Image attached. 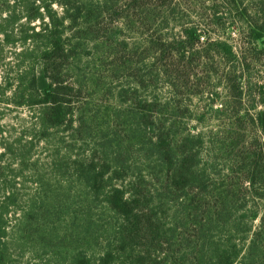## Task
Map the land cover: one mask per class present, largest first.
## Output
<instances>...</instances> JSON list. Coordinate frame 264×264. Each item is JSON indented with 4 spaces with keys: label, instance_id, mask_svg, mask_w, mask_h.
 Here are the masks:
<instances>
[{
    "label": "trees",
    "instance_id": "1",
    "mask_svg": "<svg viewBox=\"0 0 264 264\" xmlns=\"http://www.w3.org/2000/svg\"><path fill=\"white\" fill-rule=\"evenodd\" d=\"M137 1L142 7L148 4V0ZM220 1L228 7L236 5L237 10L240 5L237 0ZM0 2L7 6L0 10L6 12L0 17L2 32L19 13L8 9V0ZM57 2L23 3L27 24L41 22L39 29L30 26L25 38L34 45L28 55L39 65L27 87L28 102L41 105L43 131L71 128L81 138L88 126L84 120L87 111L72 108L75 87L62 74L64 64L73 59L83 40L92 36L100 44L97 19L85 3L83 11L77 8L59 17L52 7ZM258 11L256 16L264 18V0H259ZM217 14L211 19L199 17L195 27L180 25V37L147 49L153 54L151 67L172 80L170 90L174 92L167 101L139 96V83L143 85L139 69L114 62L115 70L130 73L137 82L119 92L125 109L105 126L102 165L76 159L67 167L71 175L61 165L57 170L63 180H57L53 188L46 187L38 203L22 213L18 222L22 238L33 239L43 250L59 256L68 254L70 264H264V110L250 117L251 132L231 123L208 135H184L171 120L183 87L181 75L191 77L182 65L187 51L200 42L199 27L211 32L225 24ZM166 17L160 22L168 25ZM231 17L230 24L234 22ZM247 17V41L240 51L247 44L264 61V20L259 24ZM65 22L77 27L74 44L65 37ZM153 22L159 20L155 17ZM214 43L233 56L226 42ZM104 44L113 57L128 50L116 41ZM167 58L178 61L171 63ZM237 72L233 68L227 75L235 83L234 97L241 99ZM257 86L264 91L263 84ZM72 183L80 187L72 191ZM83 247H88L91 256ZM0 264H6L1 248Z\"/></svg>",
    "mask_w": 264,
    "mask_h": 264
},
{
    "label": "rangeland",
    "instance_id": "2",
    "mask_svg": "<svg viewBox=\"0 0 264 264\" xmlns=\"http://www.w3.org/2000/svg\"><path fill=\"white\" fill-rule=\"evenodd\" d=\"M24 1L8 0V9L19 14L0 32V248L6 264H70L68 254L59 256L43 250L33 239L27 242L22 238L18 222L24 211L38 203L39 194L46 187L53 188L57 180H63L57 170L61 165L68 175L72 171L67 167L73 166L76 159L86 163L93 160L96 167L102 165L101 148L107 137L105 126L125 109L119 101V92L132 87L136 81L130 73L115 70L114 62L139 69L138 76L143 81V85L139 83V96H157L167 101L173 91L170 90L172 80L162 77L151 67L153 54L147 49L180 37V25L195 27L199 17L211 19L218 13L225 24L211 32H202L203 28L199 27L200 42L187 51L182 65L187 66L191 77L189 80L181 75L179 83L183 87L177 104L172 107L177 110L171 120L184 135H208L231 123L251 132L250 117L264 110V91L257 86L264 85V61L253 54L247 44L245 50L240 51L239 47L247 41L246 22L250 21L247 16H252L259 24L264 18L256 16L259 0H237L238 10L236 5L228 7L220 0H148L146 7L139 6L137 0H57L52 7L59 17L66 11L71 13L87 6L90 15L97 19L95 32L100 44L92 36L83 40L73 59L64 64L62 74L64 81L75 87L72 108L83 107L82 111H87L84 120L88 126L79 138L71 128L43 131L39 118L41 105L28 102L27 87L31 74H38L39 65L28 55L34 45L25 38L30 26L39 29L41 22L34 20L27 24ZM5 7L0 2V10ZM9 13L14 15V12ZM5 14L0 12V17ZM165 16L168 25L160 22ZM155 17L159 22H153ZM229 17L234 20L232 24ZM69 25L68 22L64 24L65 37H70L74 44L77 27ZM218 40L227 43L234 57L224 47L217 48L214 42ZM112 41L123 43L128 50L113 57L104 44ZM260 47L258 45V49ZM168 60L171 62L170 58ZM177 61L173 58L171 63ZM233 68L238 71L241 99L234 97L235 83L227 75ZM236 111L242 120H238ZM71 187L75 191L80 186L72 183ZM87 249L83 247L91 256ZM91 262H95V258H91Z\"/></svg>",
    "mask_w": 264,
    "mask_h": 264
}]
</instances>
